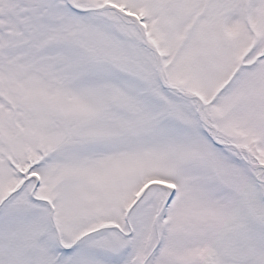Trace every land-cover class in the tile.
Listing matches in <instances>:
<instances>
[{
  "label": "snow or ice",
  "instance_id": "obj_1",
  "mask_svg": "<svg viewBox=\"0 0 264 264\" xmlns=\"http://www.w3.org/2000/svg\"><path fill=\"white\" fill-rule=\"evenodd\" d=\"M0 264H264V0H0Z\"/></svg>",
  "mask_w": 264,
  "mask_h": 264
}]
</instances>
